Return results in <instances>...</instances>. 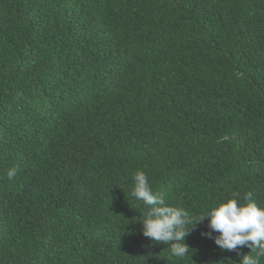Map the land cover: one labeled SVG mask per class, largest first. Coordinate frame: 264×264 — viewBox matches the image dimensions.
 <instances>
[{"label": "trees", "instance_id": "trees-1", "mask_svg": "<svg viewBox=\"0 0 264 264\" xmlns=\"http://www.w3.org/2000/svg\"><path fill=\"white\" fill-rule=\"evenodd\" d=\"M138 170L264 206V0H0V264H239L207 218L182 259L145 237Z\"/></svg>", "mask_w": 264, "mask_h": 264}, {"label": "clouds", "instance_id": "clouds-1", "mask_svg": "<svg viewBox=\"0 0 264 264\" xmlns=\"http://www.w3.org/2000/svg\"><path fill=\"white\" fill-rule=\"evenodd\" d=\"M17 171V166L10 167L7 178L14 179ZM132 180V197L147 206L140 219L143 235L170 246L174 257L182 259L188 255L186 237L207 218L208 231H202L201 235L213 239L222 250L236 251L239 264H260V257H264V206L252 200L251 193L243 197L244 202L237 194L193 216L184 207L169 204L163 194L154 192L144 171H136ZM242 247L250 251L241 254Z\"/></svg>", "mask_w": 264, "mask_h": 264}]
</instances>
